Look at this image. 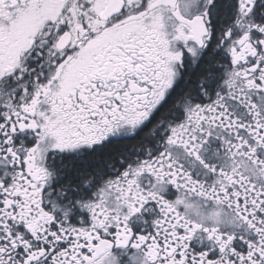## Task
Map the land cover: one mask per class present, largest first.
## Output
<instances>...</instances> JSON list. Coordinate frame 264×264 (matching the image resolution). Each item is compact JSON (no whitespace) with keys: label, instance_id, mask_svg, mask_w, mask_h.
Segmentation results:
<instances>
[{"label":"snow or ice","instance_id":"1","mask_svg":"<svg viewBox=\"0 0 264 264\" xmlns=\"http://www.w3.org/2000/svg\"><path fill=\"white\" fill-rule=\"evenodd\" d=\"M0 264H264V0H0Z\"/></svg>","mask_w":264,"mask_h":264}]
</instances>
